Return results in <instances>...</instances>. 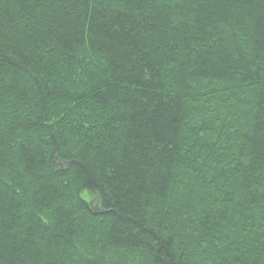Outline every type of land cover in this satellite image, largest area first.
<instances>
[{"label": "trees", "instance_id": "obj_1", "mask_svg": "<svg viewBox=\"0 0 264 264\" xmlns=\"http://www.w3.org/2000/svg\"><path fill=\"white\" fill-rule=\"evenodd\" d=\"M0 264H264V0H0Z\"/></svg>", "mask_w": 264, "mask_h": 264}, {"label": "rangeland", "instance_id": "obj_2", "mask_svg": "<svg viewBox=\"0 0 264 264\" xmlns=\"http://www.w3.org/2000/svg\"><path fill=\"white\" fill-rule=\"evenodd\" d=\"M85 193L87 194V200H88V201H91V200H92V204L94 205V204H95V200H94L91 196H89L88 192L83 191V192H82V197L84 196ZM84 199H85V198H84Z\"/></svg>", "mask_w": 264, "mask_h": 264}, {"label": "clouds", "instance_id": "obj_3", "mask_svg": "<svg viewBox=\"0 0 264 264\" xmlns=\"http://www.w3.org/2000/svg\"><path fill=\"white\" fill-rule=\"evenodd\" d=\"M82 198H85V199H87V194L85 193V194H84V196H83Z\"/></svg>", "mask_w": 264, "mask_h": 264}]
</instances>
